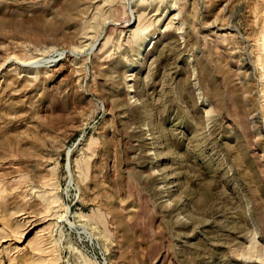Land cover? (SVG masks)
Wrapping results in <instances>:
<instances>
[{
    "label": "rangeland",
    "instance_id": "1",
    "mask_svg": "<svg viewBox=\"0 0 264 264\" xmlns=\"http://www.w3.org/2000/svg\"><path fill=\"white\" fill-rule=\"evenodd\" d=\"M263 35L264 0H0V264H264Z\"/></svg>",
    "mask_w": 264,
    "mask_h": 264
},
{
    "label": "bare ground",
    "instance_id": "2",
    "mask_svg": "<svg viewBox=\"0 0 264 264\" xmlns=\"http://www.w3.org/2000/svg\"><path fill=\"white\" fill-rule=\"evenodd\" d=\"M171 16H172V15H171ZM138 18H139V17H138ZM127 19H128V18H127ZM166 23H167V22H166ZM166 28H167V27H166ZM262 38H263V41H264V35H263ZM263 41H262V42H263ZM263 49H264V47H263ZM263 52H264V51H263ZM260 53H261V52H260ZM257 59L261 61V66H262V68L264 69V64H263V62H262V59H263V61H264V54L259 55V56L257 57ZM258 60H257V61H258ZM260 61H259V62H260ZM257 63H258V62H257ZM258 65H259V64H258ZM261 66H259V67H261ZM262 68H261V69H262ZM263 71H264V70H263ZM263 86H264V81H263ZM263 94H264V93H263ZM147 129H148V128H147Z\"/></svg>",
    "mask_w": 264,
    "mask_h": 264
}]
</instances>
